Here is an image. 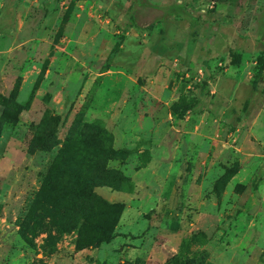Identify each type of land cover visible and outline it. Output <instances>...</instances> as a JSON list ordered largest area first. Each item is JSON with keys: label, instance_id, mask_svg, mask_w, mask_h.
Here are the masks:
<instances>
[{"label": "rangeland", "instance_id": "obj_1", "mask_svg": "<svg viewBox=\"0 0 264 264\" xmlns=\"http://www.w3.org/2000/svg\"><path fill=\"white\" fill-rule=\"evenodd\" d=\"M4 2L0 264H264V0Z\"/></svg>", "mask_w": 264, "mask_h": 264}, {"label": "trees", "instance_id": "obj_2", "mask_svg": "<svg viewBox=\"0 0 264 264\" xmlns=\"http://www.w3.org/2000/svg\"><path fill=\"white\" fill-rule=\"evenodd\" d=\"M170 13L171 14H176V15L182 17V18H185V19L186 18H191V19L193 18L192 13L189 12L188 10H185V8L182 11H179V12L178 11H176V12L172 11ZM191 108H192V104H184V105H182L181 108H179L178 111H177L178 117L180 119H183L185 114H186V112L191 110ZM240 168H241V166H239V165L231 167V168H228L227 169V173L228 174L229 173H237L240 170ZM44 192H46V195L49 196V189H46V191H44ZM41 194H42V192H40V195ZM43 195H45V194H43ZM44 208L47 210L49 207L48 206H44ZM112 238H113V235L107 233L106 235L97 238L95 240V242H92L91 244H88V245H90L91 247H97L100 243L105 242V241H109Z\"/></svg>", "mask_w": 264, "mask_h": 264}, {"label": "crops", "instance_id": "obj_3", "mask_svg": "<svg viewBox=\"0 0 264 264\" xmlns=\"http://www.w3.org/2000/svg\"><path fill=\"white\" fill-rule=\"evenodd\" d=\"M3 7H5L3 10H8V9H10V8H8L9 6H8V2H7V0H5V2H4V4H3ZM7 7V8H6ZM18 12H19V14L20 15H18V18H16L15 19V23L14 24H17L18 25V27H17V29L19 28V27H21V25L23 24V20H22V12H21V10L22 9H25L26 8V6H25V4H21V5H19L18 7Z\"/></svg>", "mask_w": 264, "mask_h": 264}]
</instances>
